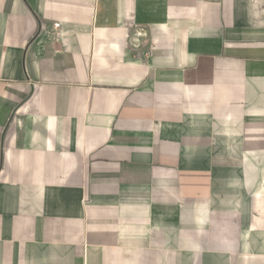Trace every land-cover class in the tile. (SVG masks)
I'll use <instances>...</instances> for the list:
<instances>
[{
	"label": "crops",
	"instance_id": "0c3cea01",
	"mask_svg": "<svg viewBox=\"0 0 264 264\" xmlns=\"http://www.w3.org/2000/svg\"><path fill=\"white\" fill-rule=\"evenodd\" d=\"M0 264H264V0H0Z\"/></svg>",
	"mask_w": 264,
	"mask_h": 264
},
{
	"label": "built area",
	"instance_id": "2783aa9c",
	"mask_svg": "<svg viewBox=\"0 0 264 264\" xmlns=\"http://www.w3.org/2000/svg\"><path fill=\"white\" fill-rule=\"evenodd\" d=\"M59 26V24H55L54 27L57 28Z\"/></svg>",
	"mask_w": 264,
	"mask_h": 264
}]
</instances>
